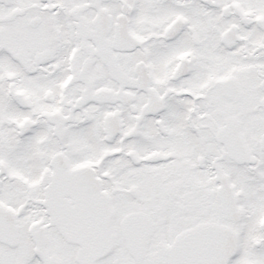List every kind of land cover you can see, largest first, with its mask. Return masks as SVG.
Wrapping results in <instances>:
<instances>
[{
	"label": "snow or ice",
	"instance_id": "obj_1",
	"mask_svg": "<svg viewBox=\"0 0 264 264\" xmlns=\"http://www.w3.org/2000/svg\"><path fill=\"white\" fill-rule=\"evenodd\" d=\"M0 264H264V0H0Z\"/></svg>",
	"mask_w": 264,
	"mask_h": 264
}]
</instances>
